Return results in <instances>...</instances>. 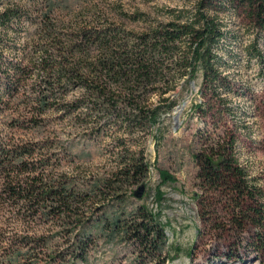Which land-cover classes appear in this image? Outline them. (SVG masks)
Here are the masks:
<instances>
[{"label":"trees","instance_id":"obj_1","mask_svg":"<svg viewBox=\"0 0 264 264\" xmlns=\"http://www.w3.org/2000/svg\"><path fill=\"white\" fill-rule=\"evenodd\" d=\"M236 3L264 32V0H201L193 12L167 8L164 21L154 22L143 13L128 17L122 9L91 6L67 23L54 14L62 0H0V113L18 116L9 125L36 129L45 116L60 113L75 132L107 136L115 149L110 171L84 181L60 170L58 151L49 152L53 141L19 145L0 131V212L45 227L39 236L22 238L19 250L25 253L13 251L5 264H18L20 256H27V264H36L32 258L44 264H87L98 235L131 242L137 254L133 264H165L167 235L159 213L129 203L136 198L132 188L144 190L149 172L144 144L160 120L162 104L167 112L175 106L170 95L189 91L197 78L202 94L228 91L222 77L227 32L219 16ZM33 12L38 14L36 33L23 44L30 56L7 61L1 54L9 34ZM126 18L140 30L128 29ZM32 72L36 81L32 96H26ZM199 139L193 161L203 193L200 210L224 212L222 228H262L263 191L239 163L236 128ZM160 177L165 184L174 181L167 172ZM142 198L143 192L137 200ZM127 202L130 210L123 209ZM252 242L264 256V236Z\"/></svg>","mask_w":264,"mask_h":264},{"label":"rangeland","instance_id":"obj_2","mask_svg":"<svg viewBox=\"0 0 264 264\" xmlns=\"http://www.w3.org/2000/svg\"><path fill=\"white\" fill-rule=\"evenodd\" d=\"M199 1L62 0V9L54 14L58 20L67 23L72 21L74 13H85L88 7L103 9L109 6L113 10L122 9L128 17L137 12L143 13L150 22H154L164 21L161 15L167 8L193 12ZM235 5L219 16L227 32V56L224 59L227 64L222 77L228 91H220V95L202 94L200 78L191 82L189 91H175L170 95V99L176 101L175 106L167 112L165 102L162 104L160 120L150 130L144 144L149 172L143 198L139 202L133 197L129 203L143 204L152 212L159 213L158 220L167 235L165 264H260L264 259L252 245L253 239L264 236V226L246 228L242 232L228 226L222 228L223 223H227L224 212L214 213L210 208L200 210L203 193L195 179L193 154L200 147L199 137L223 135L236 128L239 163L250 177L257 180L264 196V32L257 28L244 6ZM37 15L33 12L28 20L22 19L14 26L16 28L9 34L2 58L8 61L17 60L23 54L30 56L29 47L23 52V44L26 39H33L36 33L34 19ZM131 23L128 18L123 22L128 29L140 30L141 25ZM35 81L36 75L32 72L26 82V96H32ZM153 103L158 105V99L154 98ZM17 117L11 111L0 113L2 135L13 137L14 143L19 145L40 144L45 139L53 141L49 152L58 151L61 171L77 175L84 181L101 178L110 171L115 149L113 141L107 136L94 139L80 130L75 132L67 122V116L60 113L48 114L36 129L30 125L11 127L9 119L16 120ZM160 172H167L174 179L173 183H162ZM132 190L137 193L139 187L135 186ZM158 190L160 199L157 198ZM129 203L124 210H130ZM204 211L206 216L202 213ZM97 216L99 214L94 218ZM43 230L45 227L39 222H16L14 216L1 211L0 264H5L10 254L20 249L24 241L22 238L39 236ZM19 251L25 253V250ZM136 256L131 242L120 237L108 240L98 235L94 238L87 264H133ZM37 259L32 258V263H45ZM18 264H27V256H20ZM144 264L153 263L147 261Z\"/></svg>","mask_w":264,"mask_h":264},{"label":"water","instance_id":"obj_3","mask_svg":"<svg viewBox=\"0 0 264 264\" xmlns=\"http://www.w3.org/2000/svg\"><path fill=\"white\" fill-rule=\"evenodd\" d=\"M143 192V187H140L138 192L135 194L136 198H140Z\"/></svg>","mask_w":264,"mask_h":264}]
</instances>
